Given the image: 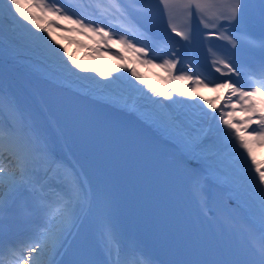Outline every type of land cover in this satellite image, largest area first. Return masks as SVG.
I'll use <instances>...</instances> for the list:
<instances>
[{"label": "snow or ice", "instance_id": "6c2138e0", "mask_svg": "<svg viewBox=\"0 0 264 264\" xmlns=\"http://www.w3.org/2000/svg\"><path fill=\"white\" fill-rule=\"evenodd\" d=\"M160 3L163 4L164 12L168 16L171 32L186 42L191 40L190 28L187 32L177 29L172 23L177 14H182L188 20L196 15L205 27H208L209 23L215 24L216 21L223 20L231 28L241 31L240 26L248 23V0H222L219 5L213 3L212 0H160ZM258 5L260 24L264 27V0H258ZM214 7L217 8V11L209 15V9ZM130 8L135 9L136 3L132 2L123 6L121 0H112V3L104 11L111 10L113 14L119 13L125 20H128ZM139 10L145 15H150L151 6L145 2ZM49 16L52 19H46ZM8 18L23 28H27L23 22H29L40 32H46L48 38L52 37L51 28H62L60 22L67 21L77 25L79 30L84 33L100 35L105 43L123 44L126 48L142 54L144 57H147L148 54V45L137 48L135 43L127 40L124 36L114 40L104 27H93L94 22L86 23L83 17L74 18V15L65 7L58 6L56 0H0V21ZM38 20H43L46 26L37 23ZM28 31L31 32V29ZM31 35L36 41L47 45L52 55H59L62 58L67 54L66 50L61 53L58 48H52L48 44V38L36 33H31ZM221 38L228 40L233 47H239V41L233 40L231 35H224ZM259 48L261 59L258 64L240 67L227 59L214 61V65L217 63L220 65L215 67V71L221 75H228L230 77L228 80L217 81L207 77L202 79V73L196 72L187 75L184 74L183 68H181V75L173 76L174 80H190L193 85L212 87L214 90H227L222 99L225 107L230 108L231 111L225 112L223 109H218L212 100H205L203 97H200V100H203L204 104L212 110L205 112V115L211 116L212 119L217 120L218 124L222 123L225 126V129L217 128V132L237 157V162L240 165L239 175L245 178V183L241 187L258 203L260 220L258 226L254 222H247L246 232L253 243L249 246L246 255H241L239 249H234L233 258L230 259L193 258L173 261L171 264H264V162L257 161L253 152V145L264 147V39L261 40ZM117 55L119 56V53ZM119 58L124 59L123 56H119ZM155 58L143 59L141 62L152 64ZM68 60H72V58L69 56ZM72 63L75 64V61L72 60ZM177 63L179 61L174 58L164 59L157 66L172 72L176 69ZM76 67L79 68L80 65L77 64ZM68 71L72 72V69L69 68ZM131 74L141 84H146L134 68L131 69ZM231 76H236L237 79L233 80ZM242 77L247 78L246 84L240 82ZM146 86L156 95L167 98H171L173 95L172 92L162 91L151 84ZM179 94L192 99L198 95L189 92L187 88L180 91ZM233 97L236 99L233 100ZM5 104L19 114L14 98L6 96L3 88L0 87V107ZM237 108L242 115L237 116ZM171 119L175 121L178 120V117ZM19 124L23 125L22 114H19ZM253 124L256 125L255 128L252 127ZM249 129L251 130L249 131ZM208 139L210 137L207 134L203 139L197 138L196 146L198 147ZM5 161H7V166ZM56 164L57 157L47 142L42 140L38 134L32 132L30 128L27 133H24L20 127L9 126L0 121V231L3 229L6 215L14 207L24 211L26 215L37 216L44 221L41 225L43 231L38 233L35 244L21 242L19 245L9 246L6 252L5 245L0 241V264H21V260H23V264H55L54 260L45 261L43 257L49 250L59 254V249L65 246L68 236H71L73 229L77 227L84 203L90 202V192L85 188L84 181L80 179V173L77 172L74 165L63 168L53 167ZM67 176L73 178L66 179ZM55 178L62 180L63 188L59 192L50 193L47 190L53 187L50 181ZM26 205L30 207V211ZM54 219L57 221L56 224H53ZM109 231L115 239L114 231L110 226ZM25 248L28 252L27 258L24 256ZM33 252H36L35 256H32ZM78 264H87V262L81 261Z\"/></svg>", "mask_w": 264, "mask_h": 264}, {"label": "bare ground", "instance_id": "6f19581e", "mask_svg": "<svg viewBox=\"0 0 264 264\" xmlns=\"http://www.w3.org/2000/svg\"><path fill=\"white\" fill-rule=\"evenodd\" d=\"M108 2L112 3V0H56L58 6H63L69 12L78 14L85 19L91 17L99 9L101 13L106 14V18L108 15L107 24H105V17L100 20L99 24L105 29H111L113 32L112 36L117 40L121 36L126 38V34L129 31H135L134 26L120 16V24H117L116 28L112 27L110 14H108V12L112 13V11H104V9L108 8L105 6V3ZM95 24L98 25L96 22ZM12 31L13 25L8 21H5L2 26L0 25V87L3 88L6 96L14 98L18 110H23L25 117L23 118V125H20V113L14 112L5 104L0 107V121L2 119L1 112L3 111L9 118L14 120L15 126L20 127L24 133H27L30 128L32 132L38 134L42 140L47 142L57 157V164L53 165V167L63 168L70 165L76 167L77 172L80 173V179L84 181L85 188L90 192V202L84 203L83 212L80 215L81 218L87 213L92 204V187L75 147L71 143L68 131L63 127L62 122L51 114V108L54 104L62 106L78 122L101 133L109 134L111 131L125 128L135 134L137 132L144 138L148 137L154 140L159 146L165 148L168 153L173 154L182 161L190 170L189 174L193 175L198 183L210 186L227 200V205L239 219L243 220L246 227H248V221L254 222L257 226L259 225L260 209L258 203L245 192L244 188L237 184L233 179V175L227 171L226 164L225 166L222 165L218 157L214 155V152L205 146V142L198 147L187 148L186 140L180 133L166 127L165 122L158 116L148 115L138 109L137 105L129 101L126 95L113 91L109 86L95 80L91 74L82 70V66L77 68L74 57L71 58L75 61V64L68 58L66 61L56 57L52 60L48 58L41 59L34 54L32 48L19 45L14 40L15 37H13ZM138 33L140 35L142 32ZM138 38L139 36L136 38L131 37L129 41L136 44ZM36 43H39L37 46L44 44L43 42ZM143 43L148 45V59L156 57L152 63L153 65L157 63L159 56H168L170 59L174 58L179 61L176 69H174L178 76L181 75V68L184 69V72L188 70L190 75L196 73L189 67H182V61H189V59L181 51L180 47L175 46L172 48L170 46L171 49H168L165 55H158L156 54L157 48L153 46L154 42L150 37L146 35ZM34 46L33 44L31 47ZM69 68L72 69V72L68 71ZM187 89L190 92V89ZM210 90L212 93L219 95L218 109L224 110L225 105L222 97L226 94V90H214L212 87H210ZM202 92L204 93V91ZM235 99L233 97V100ZM31 110L40 115L41 125L37 128H35L32 121ZM25 125L27 127H24ZM207 134L211 138L212 134ZM105 139L108 140L107 138ZM108 142L110 143L109 140ZM253 147L256 158L258 155H264V147L259 145H253ZM104 148H108V145ZM101 172L102 176L99 180L100 196L91 212L92 218L106 213L115 203L112 190L115 184L114 178L102 170ZM66 178L72 179L73 177L67 176ZM59 180L61 179H51L50 182L52 185L54 184L52 188L56 186L59 188L57 184ZM56 223L57 221L54 219L53 224ZM238 237L240 239L243 238L242 235ZM142 246L143 244L134 241L124 245L121 237H115L112 242L113 258L118 259L125 254L121 264H149V262L150 264H157L144 255L141 250ZM78 250L79 247L76 248L74 256ZM53 252L49 250L46 253L43 257L45 261L51 257ZM34 254L33 252L32 256ZM24 256L27 258L28 254H24ZM57 258L58 256L53 259L55 264ZM21 264H23V260H21Z\"/></svg>", "mask_w": 264, "mask_h": 264}, {"label": "rangeland", "instance_id": "374dc122", "mask_svg": "<svg viewBox=\"0 0 264 264\" xmlns=\"http://www.w3.org/2000/svg\"><path fill=\"white\" fill-rule=\"evenodd\" d=\"M74 18L77 17L74 16ZM47 19L50 20L52 18L49 17ZM5 21H8L13 25V37H15L14 40L19 45L26 48H32V50H34V54L41 59L48 58L52 60L56 57L62 61H66L69 56L74 57L76 63L82 66V70L86 73L91 74V76L95 80L103 85L109 86L113 91L126 95L129 101H132L135 105H137L138 109L142 110L148 115L158 116L163 122H165L168 128H172L176 132L180 133V135L186 140L187 148L196 146V144L198 143L197 138L201 139V137L206 134L208 128L210 127L209 129H211L210 133L212 134V138L208 139V141H205V146L207 148H210L215 155L221 156L220 158H218V160L222 163V165L225 166L226 163L230 165V168H227V171L233 175L237 184L241 186L245 183V178H241V176L239 175L240 165L237 162V157L234 154L232 148L225 141L224 144L217 143L218 137L223 139L220 134H218L217 138L213 136L215 134L213 127L214 124H216L217 126V120L212 119L211 116L205 115V112H211L212 110H208L207 105L204 104L203 100H200V97H203L205 100H212L215 104L216 98H214L213 95L211 97L209 90H207L205 87H193L191 86L192 84L190 83V80L187 79L174 80L173 76L176 75L173 71L169 72L163 68V70L159 71L157 69L161 67L158 66H148L147 63L142 62L141 66L140 60L135 54H133V57L125 56L124 59H120L119 56L121 55V51L118 49V47L115 46L109 49V51H104L102 48L104 40L100 35L95 33H84L79 30L77 25L71 24L67 21L60 22L62 28H51L50 31L52 32V37L50 38H48V34L46 32H40L27 21L23 22L27 25V28L21 27L20 25L13 22L10 18L0 21V25L2 26ZM39 21L40 20H38V22ZM43 26H46L45 22ZM64 28L74 29V34L67 32L64 33ZM29 29H31V32L28 31ZM31 33H36L37 35H42L48 38V44H50L52 48H58L61 53H64V51L66 50L67 54L62 58L59 55H52L48 50L47 45L42 44L40 46H37V44L39 43H36L38 41L35 40ZM76 43H78V46L76 45ZM33 44L36 47H31ZM82 44L83 47H79ZM97 49H99V51H97ZM117 53H119V56L117 55ZM89 60L92 61V63L96 64L102 71H105L111 77V79H109L108 81L105 77H101L98 73L89 70ZM112 60L114 61V63L110 62ZM121 60L129 65V79L127 80V86L119 79L120 73L115 71L117 67L121 66ZM133 62L135 64L134 69L143 80H145L146 71L148 70L150 77L147 84H151L153 87L165 92H172V97L167 98L156 95L151 91L150 88L146 87L145 84L141 89H138L137 83V85L134 86L133 90H131L130 85L133 84V79H136L131 74V69H133ZM160 63H162V61L159 62V64ZM89 79L91 80V78ZM178 81H181L183 90L186 89L188 85H190L192 92L196 94L198 93L199 96L196 95L195 99H192L191 97L189 98V96L187 99L186 96H179V94H177L175 90V87L178 85ZM167 87L169 88V90L166 89ZM202 89H205L206 91L203 94L200 93V95L199 92ZM172 117H178V120L173 121L171 119ZM201 127H203V129L199 134L198 132ZM262 162H264V160H262ZM37 250H39V248H37ZM26 253L28 254L27 250L25 249L24 254L27 255ZM34 253L35 254L33 256L36 255V252Z\"/></svg>", "mask_w": 264, "mask_h": 264}, {"label": "trees", "instance_id": "16d2710c", "mask_svg": "<svg viewBox=\"0 0 264 264\" xmlns=\"http://www.w3.org/2000/svg\"><path fill=\"white\" fill-rule=\"evenodd\" d=\"M89 69H90L92 72H96V67H94V66H91ZM100 75L106 77V75H103V74H100ZM139 85H140V83H139ZM140 86H141V85H140Z\"/></svg>", "mask_w": 264, "mask_h": 264}]
</instances>
